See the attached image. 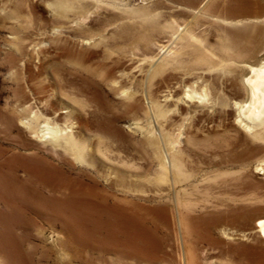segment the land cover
I'll use <instances>...</instances> for the list:
<instances>
[{"label":"rangeland","instance_id":"rangeland-1","mask_svg":"<svg viewBox=\"0 0 264 264\" xmlns=\"http://www.w3.org/2000/svg\"><path fill=\"white\" fill-rule=\"evenodd\" d=\"M57 1L64 5L58 7ZM246 1L251 8L258 5V0ZM226 3L0 0V116L13 109L9 107L22 111L29 104L32 109L23 117L50 111L47 120L40 121L51 132L46 134L50 138L37 140L42 148L58 130L82 138L89 148L110 142L114 148L106 151L105 159L120 166L115 172L107 170L114 191L145 202L173 199L179 190L180 203H214L218 185L238 170L230 163H217L227 153L251 149L254 159L241 171L251 183L245 186L246 202L257 203L252 223L244 229L223 226L218 232L231 243L250 242L253 236L264 241L255 225L264 218V127H249L240 116L249 95L246 73L257 55L245 50L246 39H234L227 31L246 23L262 24L264 12L225 18L218 7ZM25 98L27 104L22 105ZM102 122L110 124L108 131L98 129ZM21 133L27 135L20 121L10 137L29 143ZM3 134L0 120V142L11 148L7 153L43 156L38 149L9 144ZM221 134L237 144L229 151L212 152L208 139ZM201 139L206 143L203 149L197 143ZM157 174L161 180L155 182ZM40 225L41 229H25L18 254L12 240L6 247L15 225L0 224V264L24 262L21 256H31L33 264H66L65 253L78 255L67 237V220L53 227ZM29 236L33 238L28 241ZM184 240L180 234L171 241L176 264H185ZM202 250L210 264L222 263L220 248L204 244ZM83 261L74 259L72 264Z\"/></svg>","mask_w":264,"mask_h":264},{"label":"bare ground","instance_id":"bare-ground-1","mask_svg":"<svg viewBox=\"0 0 264 264\" xmlns=\"http://www.w3.org/2000/svg\"><path fill=\"white\" fill-rule=\"evenodd\" d=\"M56 4L58 7L64 5L61 1ZM257 4L251 8L246 0H227L226 5L218 8L225 18L245 13L261 16L264 4L261 0ZM227 31L234 39H246L249 44L245 50L257 55L246 73L244 82L249 95L240 116L249 127H264V22L237 25ZM15 63L16 60L12 59L13 68L17 67ZM21 103L27 104L26 98ZM9 108L13 109L0 116L4 140L15 147L38 149L43 156L17 150L7 153L11 148L3 147L0 142V224L15 225L17 229L12 236L8 233L6 247L12 240L14 250L19 254L20 244L24 241L22 234H26L27 227L41 229V223L53 227L67 220L71 225L66 231L67 237L77 246L78 255L67 256L65 253L67 260L64 256L62 258L66 264H72L79 258L84 260V264H176L171 241L180 234L185 239L186 252L182 256L185 264H210L212 260L202 254L204 244L221 249V264H264V241L253 236L250 242L231 243L222 239L218 232L223 226L244 229L252 223L251 213L257 203L246 202L245 186L251 183L246 181L241 171L246 161L254 159L251 149L244 148L240 153H230L231 156L227 153L217 163L218 166L230 163L238 170L229 172L226 181L218 185L220 193L212 197L214 203H180L179 190L173 199L161 197L145 202L140 197L119 196L114 191V181L107 176V170L115 172L120 166L105 159L106 151L112 152L114 148L110 142H100L95 149L89 148L82 138L58 130L53 133L47 147L42 148L37 140L50 138L46 134L51 132L48 127L41 126L40 121L41 118L47 120L46 114L51 112H35L27 118L22 113L32 109L30 104L22 111L14 106ZM20 121L27 130V135H21L26 136L29 143L10 137ZM108 125V122H102L98 129L106 130ZM215 137L208 139L212 142L208 145L212 152L228 150L230 145L237 144L226 134ZM197 143L200 149L206 144L202 139ZM84 162L87 168L82 165ZM158 180L161 176L157 174L154 181ZM6 207L9 211L5 213L2 209ZM255 225L264 236V218L256 221ZM32 238L29 236L26 240ZM82 250L90 254L83 257ZM46 251L51 254L50 248ZM21 257L24 262L16 255L19 262L10 263L3 259L4 264H33L31 256L30 259Z\"/></svg>","mask_w":264,"mask_h":264}]
</instances>
